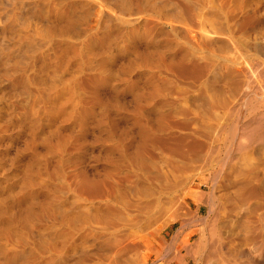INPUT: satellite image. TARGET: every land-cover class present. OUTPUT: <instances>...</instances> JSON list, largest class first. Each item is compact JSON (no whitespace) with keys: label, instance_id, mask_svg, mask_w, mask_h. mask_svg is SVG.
Here are the masks:
<instances>
[{"label":"rangeland","instance_id":"obj_1","mask_svg":"<svg viewBox=\"0 0 264 264\" xmlns=\"http://www.w3.org/2000/svg\"><path fill=\"white\" fill-rule=\"evenodd\" d=\"M263 3L0 0V149L9 157L35 151L39 192L53 198L55 264H143L146 249L138 254L135 248L136 215L142 241L157 247V233L174 214L188 212V197L200 185L203 163L195 160L205 149L197 140L207 142L216 127L218 148L224 128L228 136L237 118L236 139L214 154L225 170L218 194L239 195L224 196L223 229L257 207L264 142L238 145L245 125L264 112V70L248 81L247 109L233 121L225 88L227 30L252 17L253 43L264 26ZM193 50L200 65L185 64ZM207 75L216 78L213 99L202 87ZM249 190L256 196L245 203ZM184 263L200 262L187 256Z\"/></svg>","mask_w":264,"mask_h":264},{"label":"bare ground","instance_id":"obj_2","mask_svg":"<svg viewBox=\"0 0 264 264\" xmlns=\"http://www.w3.org/2000/svg\"><path fill=\"white\" fill-rule=\"evenodd\" d=\"M262 8L264 10V3ZM256 25L252 17H246L240 25L229 27L227 30L230 53L227 58L225 92L228 100V117L232 121L235 116H241L247 109L248 81L259 71L264 70V26H261V31L253 43L248 37V33L257 32ZM199 54L198 51L193 50L184 59L185 64L200 65ZM215 71L214 69L213 72ZM207 73L210 74L209 69ZM259 76L264 78V71ZM215 80L216 78L207 75L202 83L203 90H206L205 93L211 99L216 97L214 92H210ZM259 99H264V92ZM261 105L264 106V103ZM238 122L237 118V122H233L228 128L229 138L224 128V139L218 148L228 144V140L236 139ZM244 130H247L244 133L245 141L238 145V149L249 148L257 139L264 142V112L254 115L251 123L245 125ZM215 134L216 127H211V135L207 137V142L195 138L198 146L205 149L195 160V163L199 162L200 165L203 163L201 172L196 178L200 185L188 197V212L183 215L174 214L157 233L160 239H153L157 247L154 248L151 243L142 241L139 233L143 221L139 215H136L134 224L136 252L139 254L142 245L146 249L145 256L141 257L139 262L185 264V258L188 256L193 260H199L198 264H264V194L256 208L249 206L243 215L240 213L236 215L232 228H237V233L227 225L224 229L222 227L224 196L227 199L239 195L237 191L228 192L227 195L218 194V191L225 186L224 181L220 183L225 170L223 172L220 162L214 159L218 149L215 145L217 141ZM260 155L264 162V149L261 150ZM230 156L232 155L229 152L228 158ZM193 161L189 159L188 164ZM175 164L179 171V161ZM242 171L250 172L243 169ZM253 182L252 179L244 184L251 185ZM256 182L264 186V179ZM38 186L36 155L33 149L22 152L16 157H9L8 149H0V264H55L52 255L53 198L47 190L44 195L40 194ZM255 196L253 190H249L248 195L242 200L250 203ZM156 202L158 199L152 204L155 206ZM204 208L206 215L201 216ZM152 214L155 219L154 210ZM66 216L67 213L63 215L65 221H67ZM41 218L46 222L44 227L40 225V221L43 220ZM195 236L198 237L196 242L192 241ZM42 242L47 253L44 258L40 255ZM151 256L154 258L149 262ZM62 264H67V261L64 260Z\"/></svg>","mask_w":264,"mask_h":264}]
</instances>
